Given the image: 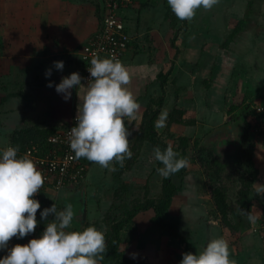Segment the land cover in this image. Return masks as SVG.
<instances>
[{
	"label": "crops",
	"instance_id": "1",
	"mask_svg": "<svg viewBox=\"0 0 264 264\" xmlns=\"http://www.w3.org/2000/svg\"><path fill=\"white\" fill-rule=\"evenodd\" d=\"M249 1L252 3V14L247 16L246 9ZM22 2L23 0H17L16 3V5H21V9H16V6L13 7L16 11L18 10V12H11V15L7 17L0 13V147L3 145V148L10 145L8 141L9 135L25 123L51 124L54 125L53 127L60 128L63 125H68L73 116L76 115L77 105L80 102L78 95L83 94L82 87L79 89L73 88L72 96L75 95V99L72 100V107L70 105V99L64 100L62 95L57 93L55 85L52 87H46L42 91H40L39 88L46 84V86H48L49 81H52L53 84H58L62 77L70 75L74 71H80L82 67V63L79 60L80 49L94 31L98 29L100 20L98 15H101L102 7L105 3L104 0H92L91 3L93 7L88 9L86 14L78 16V18L70 16V18L66 17V19L61 16L62 19H59L56 25L53 24V21L51 22L48 19L46 22L43 20L47 29L46 32H42L39 27L36 28L37 20L42 17L39 16L36 19L34 15L29 14L27 10L30 7H33L34 10L35 8L38 10L39 7V10L41 11L45 0L40 2H28V5L27 2L26 4H23ZM58 2L62 5L66 3L65 0H63V2L58 0ZM34 3L36 6H33ZM13 8H10V10ZM69 12L71 13V10ZM119 12L120 15L124 17V24L130 36V43L125 55L120 61L127 67L131 76L130 83L127 87L132 91L141 106V104L145 102L154 91L157 92V90H160L161 95L160 80L157 77L158 73L161 72V59H157V56H159L158 48L153 46V42L154 40L158 41V38H160L161 41H165V43L170 42L177 27L172 26L169 19H165L166 11L163 0H129V2H126L121 7ZM241 19L245 20L246 24L243 30L237 35L239 39L244 37L245 42H247V40L251 38L254 42H257V45H259V42L263 44L264 0H236L234 2L231 0H219V3L211 10L200 8L196 11V15L192 20L189 21L186 19L187 28L185 31L182 29L178 31L177 44H175V46L178 47V49L182 46L183 52L188 54L189 57L192 56L193 53L201 50V52L206 53L207 59H205V62H208V60L214 62V56L218 53L217 47L219 42L229 32L232 23ZM55 29L60 31L58 35H60L59 37L62 40L60 43L57 42L56 44H54L55 40L52 36L54 33H51ZM58 35L56 37H58ZM204 43L207 44L206 49L203 46ZM67 50L70 51L67 52ZM251 51L253 52H251L252 54H250V57L251 59L252 57L254 58L252 59V63L254 62V64L250 65V62L249 65L245 64L247 62L239 63L241 66L238 64L236 69L244 76L247 72H245V70L243 72L242 69L247 68L248 71L250 70L249 74L251 75V78H242L240 81L244 84L247 83L249 86H255L259 83L258 80H261L260 77L263 72L261 71L262 66L258 67L259 70H255L257 68L255 66V59H258V48L255 46L254 50ZM64 52L73 56L74 67H65V70L63 69L62 71L56 70L53 66V62L60 60ZM162 52L164 51L162 50ZM219 53H221V51H219ZM152 54L155 56L153 57ZM22 61L24 63L26 62V68L24 69L26 71H23L22 67H20ZM203 62L204 61H202V63ZM180 64L181 61H179V65ZM197 66L198 63L196 64V69ZM48 68H52V73L56 75L55 78L52 76H45V71ZM175 69L176 66L173 70ZM28 70H30L29 75L36 79L35 84L38 85L37 88L39 91L37 90L35 94L27 93L26 95L32 96L34 101L35 98L39 96L38 101L42 106L51 107L53 111L62 109L65 116L56 114L54 118L51 117L48 120L40 119L38 112H36L38 109H34L35 103L31 107H26L22 104L23 100L26 101L29 99V97L21 96V86L27 83L26 81H23V79L26 78ZM194 71L195 69L191 72L194 74ZM182 76L183 75H179L180 80L176 84L180 87L183 86V84H187V82H182ZM232 77L234 81L235 76ZM235 83V81L232 82V85L234 86ZM164 89V96H168V94H166L168 89ZM220 91L221 93L224 92V90ZM43 92L46 93V95H44ZM175 96L176 92L174 98ZM207 96L208 93L202 100L204 103L203 106L211 107ZM168 99L169 97H165V103ZM178 100L179 99H177V101ZM193 100H195V102L198 101L197 98H194ZM10 104H17L15 105L16 112L14 111L12 113L8 110ZM198 104H200V102ZM139 115L140 112H138L137 115L139 118V120L137 119L138 121L141 119ZM136 121L133 120L132 122L136 123ZM129 130L131 129L129 128ZM145 144L146 143H144L142 147ZM87 163L84 180L88 181V188L84 181L85 185H83L84 188L81 190L72 186L58 190L49 187L34 194L35 198L38 199L41 204V208L37 210V226H40L47 221L40 217V212L43 208L56 203L57 209L63 210L68 203H71L75 213L72 224L73 229L82 230L90 225H94L101 231L103 228L106 229L108 223H105V220L101 217V207L104 205H110L114 202L113 198L110 200V197H113V191L117 185L119 186L120 183H128L130 185L135 184L136 177L132 176L133 171L131 168L117 172L116 170L111 171L108 168H103L95 162L87 160ZM137 163L138 162L135 164ZM133 168L135 169L134 166ZM260 176L261 173H259L257 181H259ZM91 188L92 190L87 191V189ZM182 193L183 192L179 191L173 196L168 213L171 212L175 197L177 195L182 196ZM190 195L193 196L192 200L190 201V197L183 200L179 208L176 210L177 214L174 218L178 221L177 227L179 232L187 242L191 243L192 239L196 240L199 238L197 243L201 245H199V248L203 249L209 240L207 241L201 233L203 229L206 231L210 224L204 219L205 206L198 189L195 191L194 195ZM92 204L96 207L92 208ZM141 214H146L150 222L153 211L148 210L139 212L136 214V217ZM53 218L54 215L50 214L48 220ZM103 224L107 225H104L103 227ZM149 224H146L147 226H141L144 228L140 229V234L131 240L132 243L130 242V244H128L133 245V247L138 250V256L148 258V261L146 263L144 262V264L178 263L181 255L179 252V244H177L178 242L168 236V240L163 241L164 243L153 244L146 236L151 232L149 231ZM152 226L153 225H151V227ZM156 228L158 229L161 227L157 226ZM145 229L148 230L149 233L145 232ZM143 233H145L144 237ZM17 243H20L19 240H17L16 237H13L8 242V246L11 247ZM198 250L196 251V249L193 248L194 252H198ZM6 251L7 250L0 251V256L5 255ZM128 259L131 262H134L135 260L132 257H128ZM258 259L259 258L249 257L246 263L262 264ZM140 262L141 261H139V263Z\"/></svg>",
	"mask_w": 264,
	"mask_h": 264
},
{
	"label": "rangeland",
	"instance_id": "2",
	"mask_svg": "<svg viewBox=\"0 0 264 264\" xmlns=\"http://www.w3.org/2000/svg\"><path fill=\"white\" fill-rule=\"evenodd\" d=\"M32 1L40 2L44 0H23L22 3L26 4L27 2L28 5V2H32ZM59 1L63 2V0H59ZM91 1L92 0H65L66 3L62 5L61 3L59 4L58 0H52V1L45 0V2L43 3V8H41V11L39 10V7L38 10L36 8L34 10L33 7H30L27 11L29 12V14L34 15L36 19L39 16L42 17L41 19L37 20L36 28L39 27L42 30V32H46L47 28L45 26V22L47 21V19L50 20L51 22L53 21L54 22L53 24L56 25L57 21H59V19H62L61 16L64 17V19H66V17L70 18V16L74 18L75 17L78 18V16H82L83 14H86L88 9H91V7H93ZM106 1L107 0H104V2ZM122 1L125 3L129 2V0H122ZM231 1L234 2L236 0H231ZM16 3L17 0H0V13H2L3 16L7 17L11 15V12H18V10L16 11L13 7L16 6L15 7L16 9L17 8L21 9V5L20 6L16 5ZM125 3H123L120 7H122ZM33 6H36V4L34 3ZM10 8L13 9L10 10ZM70 10L71 13L69 12ZM118 13L120 15V12ZM43 20L45 22H43ZM233 25L234 23L232 24V26ZM183 31H185V29H183ZM51 33H54V35H52L53 39L55 40V41L53 40L54 44H56L57 42L60 43L62 41L59 37L60 35H58V33H60L58 29L53 30ZM57 35L58 37H56ZM176 42L177 40L175 41V44H177ZM263 44L259 42V45H257V42H254L251 38H249L247 42H245L244 37H241V39H239L238 37L235 42H233L231 45L228 46L229 50L227 52L225 51L224 53L222 52V54L219 53L214 56V62L211 60L205 62L206 61L205 59H207L206 53L201 52V50L193 53V55L189 57L188 54L183 52L182 46L180 47V49H178V47L174 48L170 45V42L165 43V41H161L160 38H158V41L154 40L153 42V46L155 48H158L159 56H157V59L158 58L161 59L160 61L161 71L167 72L169 68H172L171 73L168 76L167 82L165 84L166 85L165 88L168 89L167 90L168 92H166L168 96L165 97L166 98L169 97V99L165 103L164 109H167L168 111L171 110L174 104L173 102L174 94L176 92L177 99H179L177 102L182 106V108H184L183 114L181 115L183 121L189 122L190 120H192L193 123V124L191 123L192 125H188V126L184 125V123H174V124H170L169 126L167 125L163 129H159V130L156 129L159 137L162 139V141L167 143V145L171 144L172 146H176L178 143L177 137L180 136L181 134H187V135H191V137H196L201 135L204 136L207 132L210 133L213 130L209 134V136L214 141L213 142L207 141L206 146L212 149L220 157V159L231 160V158L233 157L235 151L239 146V138L243 134V129L240 128L239 126L238 130L233 131L231 130L230 124L228 125L225 124L226 121H228L229 116L222 111V102L224 100L220 90L222 91L224 90L223 92L224 96L225 94H227L229 96L228 99L230 101L233 99L234 100L243 99L244 97V102L241 107L247 108L248 110L251 109L253 112V114H249L247 117V120L251 124V128L249 129L248 134L255 143V152H254L253 161L255 166L259 170H258V177L254 181L252 188L250 190L248 211H251L252 213L257 215L259 219L256 221L255 224H252L248 221L246 215H241L238 212L239 208L235 204L236 186H234L231 189V191L228 193V201L230 202V205L233 208V210L230 213V219H231V223L235 226L234 229L224 227L218 223L216 217L214 216L215 212L213 211V208H211L210 205L207 206V204H210L209 199L205 198L203 195V204L204 206L206 205V208L204 210L205 213L204 219L209 222L210 226L208 227V229H206V231L203 229L201 234H203L202 236L205 237L207 241L213 238H217L219 236L225 237L229 241V245L231 249V258L235 260L236 264H247L246 262L248 261L249 257L259 258L258 260H260L261 263L264 264V196L255 194V188L257 187V184H264V110H258L259 108L264 109V45ZM203 46L206 49L207 44L204 43ZM255 46L256 48H258V59H255L256 60L255 66L257 68L255 70H259L258 67L262 66L261 71L263 72V74H261L260 77L261 80H258L259 81L258 84H256L255 86L253 85L249 86L247 85V83L246 84L241 83L240 80H242V78H251V75L249 74L250 70L248 71L247 68L242 69L243 72L244 70L245 72H247L246 73L247 76L245 73L244 76L241 72H239L236 69V67L239 63H243V62L244 63L247 62L245 64L248 65L249 62L251 63L250 65L254 64V62L252 63V59L254 58L252 57L251 59L250 54H252L251 52L253 51L251 50H254ZM162 50L164 52H162ZM242 50L243 52L239 53ZM69 51L70 50H67V52ZM67 52H64L60 60L64 61V68L65 67L72 68L74 67L73 64L74 58L73 56H71V54L68 55ZM154 56L155 55H153V57ZM179 61H181L180 65H179ZM202 61L204 62L202 63ZM25 63L23 61L20 63V67H22L23 71H26L24 70L26 68ZM197 63L198 66L196 69L195 67ZM239 65L241 66V64ZM175 66L176 69L173 70ZM214 66H217V68L216 67L214 68ZM211 68L213 72H215V74L212 77L210 76V73L212 71ZM194 69L195 71L193 74V72L191 71H193ZM81 70L82 67L79 73H81ZM29 73L30 70H28L26 78L23 79V81H26L27 83L21 86L23 88V89L21 88L22 90L21 96L29 97V99L26 101L23 100L22 104L26 107L29 106L31 107L35 103L34 109L35 108L38 109L36 110V112H38V116L40 117V119L48 120L51 117L54 118L56 114L65 116L62 109L53 111L51 107L42 106V104H40L38 101L39 98L38 95H37L38 97L35 98V101L32 98V96L26 95L27 93L35 94L38 90L37 88L38 85L35 84L36 79L34 77H31ZM179 75H183L182 82H187V84H183V86L181 87L176 85L177 82L180 80ZM51 76L55 78L56 75L52 73ZM204 76H208V77H204ZM232 76H235L234 81L236 83L234 84V86L232 85V82H234ZM209 77H211L212 79L208 81L209 83L208 85L205 82H203V80L207 81L209 80L208 79ZM46 85L41 86L39 90L42 91L44 88L49 87ZM54 85L55 84H53V86ZM207 93H208L207 98L211 107L205 105L203 106L204 103L202 100L204 96L207 95ZM44 95H46V93H44ZM159 96H160V90H157V92L154 91L153 94L150 95L149 98L146 99L145 102L141 104L139 108L140 118L142 112L145 110L147 106V103L149 104L152 98L155 100ZM194 98H197L198 101L195 102V100H193ZM73 99H75V95L71 96L70 98L71 107L73 105L72 104ZM197 102L198 103L200 102V104H198ZM15 105L17 104H13V105L10 104L8 110L13 113L16 109ZM247 109L246 111H248ZM161 110L162 109L160 108V111ZM137 119L139 120V118L136 117L134 121H136ZM138 120L136 121L138 125L134 122L128 123L126 121V126L131 129L129 130L131 133L129 137L134 135L137 127L139 126L140 121ZM41 125H44L46 127L54 126L51 124H41ZM223 134H225V136H223ZM234 137H237L235 138L237 140H235ZM246 145L247 146L249 145V141L246 143ZM0 148H3V145H1ZM136 162L138 163L135 164ZM135 163L133 164L135 169L133 168V166L131 167V169L133 171L132 176L136 177L135 180L136 183L132 185L128 183H120L119 186L117 185V187L114 188L115 191L116 189L121 188V184H125L124 187H126L125 188L126 196L124 197V200L127 203H130L131 200L134 198L142 201L144 199V196L155 198L160 194V190H161L160 188H161L162 177L159 175V173L156 170L161 165H158L157 161L154 159L153 148L150 147V145L145 144L143 147L140 148L139 153L136 155ZM85 164H88L87 161H85ZM195 167H198V165L194 161L189 159V165L185 172L186 174L182 177L175 175L172 176V179H174L173 181L176 184L180 185L181 187L180 191L183 192L182 193L183 195L182 196L177 195L175 197L174 203L172 204L171 212L168 213V215H166V217L163 219L164 222L167 223L174 221L175 220L174 216H176L177 214L176 210L179 208L182 201L188 199V197L191 198L190 199L191 201L193 196H191L190 194L194 195L197 189L200 193L201 184L203 183V175L194 172L193 169H195ZM259 173H261V176L259 181H257L259 178ZM84 181L85 180L83 178L82 180L79 181L77 185L76 184L72 185V187L81 190L82 188H84L83 185H85L86 182V187L88 188V184H89L88 181L85 182ZM67 187H71V186L69 185ZM67 187L63 186L62 188L66 189ZM90 190H92V188L87 189V191ZM114 191L112 195L113 197H110V200H112L113 198L114 202H112L110 205H107L108 207L104 205L100 209V212L102 213L101 217L104 220L106 219L107 215L110 217L109 219H111L112 217L115 218L122 217L123 212L122 209L119 208L120 198L115 197ZM95 207H96L95 205L92 206V208ZM134 219H135L134 222L136 224L133 227L134 230L132 235H135L134 237H136L140 234L139 233L140 229L144 228L141 226H147L146 224H149L150 222L146 214H141L138 217L135 216ZM46 223L47 221L45 223H42L40 226L46 225ZM104 225L105 224H103V227ZM149 225H150L149 231L151 232L146 236L151 240L153 244L164 243L163 241L168 240V235L164 227L157 229L156 228L157 226L151 227V223ZM40 226H37L36 229ZM108 229L109 226L107 225L106 229L104 228L102 229L103 233L107 232ZM127 229L128 226H126L125 229H123L124 236L128 233ZM149 231L146 230L145 232L149 233ZM144 236L145 233H143V237ZM198 239L199 238H197L196 240L192 239L191 243L187 242L189 246H186L185 243H179L177 241L178 242L177 244H179V248H180L179 252L181 253L180 260L182 259V254L184 252L195 253L193 251V248H195L196 251L198 249L200 251L203 250L202 248H199L201 245L197 243ZM17 240H19L20 244L26 243V241L24 243V237L17 238ZM129 244L126 243L121 244V250L124 251L126 258L132 257L130 254L133 252L138 254V250L135 249L133 245H129ZM139 261L141 262L139 263ZM147 261L148 258H143L137 255L134 260V263L144 264V262L146 263ZM179 262L174 264H179Z\"/></svg>",
	"mask_w": 264,
	"mask_h": 264
},
{
	"label": "clouds",
	"instance_id": "3",
	"mask_svg": "<svg viewBox=\"0 0 264 264\" xmlns=\"http://www.w3.org/2000/svg\"><path fill=\"white\" fill-rule=\"evenodd\" d=\"M218 3L219 0H167L178 19L189 21L198 9L211 10ZM53 66L62 71L64 61H54ZM88 72L87 85L82 83V77L76 71L55 84L57 93L64 100L71 98L73 88L83 89V94L78 95L80 102L77 105L76 123L68 132L69 147L74 158L83 157L115 171V164L123 167L125 161L133 156L129 147L131 133L126 121L131 123L136 119L140 104L127 87L131 76L120 60L94 55ZM51 75L52 68H48L45 76ZM48 86L52 87L53 82L49 81ZM168 117V110L162 109L154 128H165ZM18 152V145L0 148V251L7 250L5 255L0 256V264H99L108 247L105 234L94 225L82 230L73 229L75 213L71 203L63 210H58L56 203L43 208L40 217L47 223L39 237L31 238L25 244L8 246L11 238H23L35 231L37 210L41 204L34 194L40 191L45 182L36 163L27 155H18ZM153 157L161 165L157 172L165 179L189 165V160L174 150L171 144L164 149L154 146ZM255 194L264 196V184H257ZM238 212L246 215L252 224L259 219L251 211L240 208ZM50 214H54V218L48 220ZM130 255L133 259L137 256L135 252ZM179 264L236 262L231 258L229 241L219 236L210 239L202 251L184 252Z\"/></svg>",
	"mask_w": 264,
	"mask_h": 264
},
{
	"label": "trees",
	"instance_id": "4",
	"mask_svg": "<svg viewBox=\"0 0 264 264\" xmlns=\"http://www.w3.org/2000/svg\"><path fill=\"white\" fill-rule=\"evenodd\" d=\"M165 6V19L170 20L172 26H176L174 36L171 38L170 45L175 46V41L177 40V33L180 29H186V19L180 20L172 12L170 6L167 4V0H163ZM252 3L248 2L246 14L250 16L252 14ZM98 7V6H97ZM99 17V26L102 22V14ZM121 9V7H120ZM120 11V10H119ZM121 16V15H120ZM123 20L124 17L121 16ZM124 22V20H123ZM246 21L236 20L234 25L231 26L229 32L218 44V53L221 51L224 53L229 50L228 46L235 42L238 38V33L243 30ZM233 24V23H232ZM264 26V25H263ZM126 28V26H125ZM177 51V48H176ZM240 51L239 53H242ZM172 67V66H171ZM217 66H214V68ZM172 68H169L167 72H159L157 77L160 80L161 95L155 100L152 98L149 104L146 106L145 110L142 113L139 126L137 127L133 136L129 137V147L133 152L131 159H127L123 167H120L119 164H115L116 171L121 172L125 169H130L136 161V155L139 153L140 148L144 143L150 145L154 149V146H160L161 149L167 147V143L162 141L159 137L156 129L154 128V122L160 112V108L164 109L165 105V84L167 82L168 76L171 73ZM212 70V68H211ZM237 71V70H236ZM235 71V73H236ZM238 72V71H237ZM215 74L213 70L210 73L212 77ZM235 75V74H234ZM209 77V80H203L206 84L209 85L208 81L212 78ZM207 85V86H208ZM211 87V86H210ZM223 95L222 102V111L228 115V121L226 125L230 124L231 130L236 131L240 128L243 129V134L239 138V146L235 151V154L231 160H223L209 147L206 146L207 141L213 142L212 138L209 136L210 133H206L204 136L191 137V135L181 134L177 137L178 143L174 147V150L178 151L181 156L186 157L188 160L191 159L194 161L198 167L193 169L197 174L203 175V183L201 184L200 194L203 200V195L205 198L209 199L211 208L215 212L216 220L219 224L224 227L234 229L235 226L231 223L230 213L233 210L230 202L228 201V193L231 189L236 186L235 190V204L238 208H242L245 211L249 209V194L252 188L254 181L258 177V168L255 166L253 158L255 152V143L248 134L249 129L251 128L250 122L247 120L249 114H253L251 109L242 108L244 102L243 99L229 100L227 94L221 93ZM247 95V94H246ZM174 104L169 112V117L167 125L174 123H184V125H192V120L183 121L182 114L184 108L180 104H177V96L174 98ZM242 108V109H241ZM246 109L248 111H246ZM188 120V119H187ZM192 123V124H191ZM242 125V126H241ZM68 125H63L60 128H65ZM57 127H46L41 124H27L15 129L9 135V144L18 145L19 152L18 155H21L22 152L31 145H37V148L40 151H43L45 148H49L47 138L55 132V130L60 129ZM219 129V128H217ZM206 131V130H204ZM225 136V134H223ZM237 137H234V139ZM228 139V138H227ZM212 140V141H211ZM237 140V139H235ZM249 141V145L246 143ZM233 145V143H232ZM39 151V152H40ZM79 161L82 165L86 167L85 158H79ZM157 164L159 162L157 161ZM187 167L182 168L179 172L174 174L175 176L182 177L186 173ZM84 176L86 173V168L84 170ZM173 176V175H172ZM172 176L169 178L161 179V190L160 194L155 197L144 196V199L138 200L136 198L132 199L130 203H127L124 200L126 196V190L124 187L125 184H121V190L118 188L114 191L116 198H120V206L122 209V217L115 218L107 215L105 223L109 222V229L105 232L106 242H107V251L104 255V259L99 262V264H139L131 262L128 258L125 257V253L121 250L122 243H130L135 235L133 234L134 217L139 212H144L151 210L153 215L151 216L150 222L153 226L164 227L167 235L178 241L179 243H185L186 246H189L186 239L179 232L177 223L178 221L164 222V218L169 212L170 203L174 195H176L181 187L179 184H176L172 179ZM202 189V191H201ZM208 202V203H209ZM206 208V205H205ZM207 210V209H206ZM110 213V212H108ZM111 220V221H109ZM128 226L127 234L124 236L123 229Z\"/></svg>",
	"mask_w": 264,
	"mask_h": 264
},
{
	"label": "built area",
	"instance_id": "5",
	"mask_svg": "<svg viewBox=\"0 0 264 264\" xmlns=\"http://www.w3.org/2000/svg\"><path fill=\"white\" fill-rule=\"evenodd\" d=\"M125 3L122 0H107L104 3L102 22L97 30L87 39L80 50V61L82 63V83L87 85L90 73L88 66L94 55L104 57H115L120 60L130 43V36L125 24L119 15L120 6ZM76 116V115H75ZM75 116L65 128L55 130L47 138L49 148L40 151L37 145L27 147L21 154L29 156L37 168L45 177L42 189L51 187L54 190L63 186L77 185L84 178L85 166L79 159L74 158V153L69 147L68 132L76 123ZM40 151V152H39ZM46 225L40 226L33 233L24 237L26 243L34 237H39Z\"/></svg>",
	"mask_w": 264,
	"mask_h": 264
}]
</instances>
